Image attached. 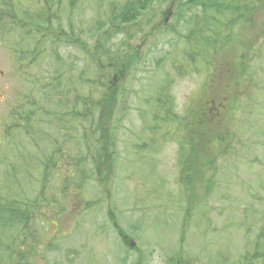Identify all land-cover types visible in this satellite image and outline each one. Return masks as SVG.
Segmentation results:
<instances>
[{
    "label": "rangeland",
    "instance_id": "rangeland-1",
    "mask_svg": "<svg viewBox=\"0 0 264 264\" xmlns=\"http://www.w3.org/2000/svg\"><path fill=\"white\" fill-rule=\"evenodd\" d=\"M29 4L0 0V135L8 124L25 126L9 114L35 89L12 77V49L24 34L15 24L33 12ZM57 13L62 34L53 43L34 38L38 65L23 70L39 78L41 109L31 119L39 131L13 138L10 152L0 148V178L16 164L9 189L17 214L43 196L24 229L27 249L6 240L0 264L12 247L30 264H241L253 252L264 260L262 16L232 25L208 50L192 43L201 13L189 0H62ZM200 107L210 117L199 133L215 137L221 127L224 139L200 146L192 163L209 155L214 163L190 166L214 185L195 180L191 191L177 138Z\"/></svg>",
    "mask_w": 264,
    "mask_h": 264
},
{
    "label": "trees",
    "instance_id": "trees-1",
    "mask_svg": "<svg viewBox=\"0 0 264 264\" xmlns=\"http://www.w3.org/2000/svg\"><path fill=\"white\" fill-rule=\"evenodd\" d=\"M61 2L62 0H31L29 7L31 6L34 7L35 12L31 13L28 10H24L23 15H22V17L24 18L20 19V17H18L17 23L15 25L17 26V28L23 29V32L24 33L27 32V34L29 33V31H27L29 28L32 32L34 31L35 32L36 31L45 32L48 29H52L53 28L52 23H54L58 19L59 14L57 13V11L60 8ZM189 5H190V8H195L196 10H199V12L201 13V18L199 20L200 22L198 21L199 24L198 22H196V20H194V25L198 24L200 30L198 31V28H195L196 32L197 33L199 32L198 34L199 36L195 34L192 43L193 44L196 43V45L199 46L200 48H204L208 50L209 48L218 49L217 43L221 42L220 38L222 36L224 38H227L224 35L229 34L228 30L230 29L232 25L253 24L254 19L258 16H262V18L264 19V0H202V2H199L198 0H189ZM185 7L186 5L185 6L181 5L179 8L180 10H182ZM48 8H51L52 11L50 12ZM129 9H130V5H128L127 11H130ZM226 18L227 20H225ZM184 23L188 24L190 22L186 20V22ZM261 28L264 30V22ZM10 35L11 34H9V36ZM45 40L53 43L54 37L49 36L48 40L46 38ZM15 44L17 45V47L15 46ZM15 44H14V47L11 53V56L14 59H16V53L18 51V48L20 47V51H21L24 48L23 44H26V41L23 37H21L16 40ZM191 50L192 49H190V51ZM241 57L244 60L245 58L244 54L241 55ZM244 73H246V70H243L242 74L244 75ZM39 85H40L39 78H37L34 80V85L29 86V88H32V87L35 88L33 91H30L34 93L33 96H35V98L33 99L31 98L30 95H32V93H25V94H22V96L17 97V101L15 103L17 105L16 107H14V110L12 111V113L9 114V117L11 120L12 114L17 113L19 116L18 118L24 120L25 126L17 125V124H14L13 126H11V124L7 125L4 132L0 135V141H1L0 148L2 146H6L4 150L5 153L11 151V147L10 146L8 147L7 145H13L15 148H17L18 143L13 141V138H15L16 136L23 135V136L28 137L31 131L33 132V134L39 131L37 128L38 126L35 123L31 125L32 116L33 118H36L37 115H39V110L41 109V106H39V101L37 99ZM162 88L165 89L164 86H162ZM94 95L95 93L93 92L92 95L87 96V98H89L88 103H90L91 97L94 98ZM160 100L162 104L167 103L162 98ZM210 103L212 104V102ZM92 105H90V107H92ZM63 107H66V102ZM167 109H168L167 112H169L170 108L167 107L165 110ZM45 113L47 112L45 111ZM196 113H197L195 115L196 119H193V122L191 124L185 123L183 121L182 130H183L184 136H182L181 138H177V139H181L179 143V147H178L179 148L178 154L181 152V155H184L187 161L183 164L181 173H184V171L186 172V176L184 178V181H185L184 184L191 191L194 188L195 180L197 181V183L202 182V184L208 188L214 185V182L211 181L209 177L207 179L206 177L204 178V175H202L203 172H200V170L194 166L193 167L190 166L191 164L200 165L199 163L200 162L203 163V161H205L204 162L205 164H201V165L206 166V167L210 166L209 163L211 164L214 163L210 155H209V159L204 158L202 160L199 157L196 163H192V161L198 157V154H200V152L203 151L200 149V146H204L207 141L208 142L212 140L215 141V138H217L218 143L224 139V134L221 132L222 130L221 127H217L218 134L215 137L210 136L211 132L210 133L209 132L199 133V131H202L206 126H208L207 118H209L210 116L208 117V114L205 113L204 109L202 111L201 107ZM47 114L50 115L49 113ZM51 115L57 116V114H51ZM161 117L162 116L157 115V118L160 119V121L164 122L165 117L164 116L162 118ZM169 117H172V116H169ZM177 123L179 125V122ZM33 125L35 128H33ZM2 140H4V143H5V140L7 141L5 145H2ZM59 151L62 152L63 150L59 149ZM21 154L23 155V152H21ZM81 161H82V158H81ZM0 162H3L1 155H0ZM9 164L12 167L9 165L7 166L10 169L7 172L8 174H3V179L0 178V251L1 250L3 251L5 249L6 240L8 244L10 245H13L15 247L18 246L19 248L26 247L27 249V243L22 240L23 235H24V229L28 225L27 222L38 218V214L35 215V218H32V214H33L34 208L37 206L39 202H41L42 196H43V191L39 192V195L34 200V202L31 201V204L24 206L23 210L17 214V210L19 209V204L17 205V202H15L13 198L11 197V193L13 189L12 188L9 189V186L12 187L15 184L14 179H15V172L17 168H16L15 163L9 162ZM45 167H47V170H48L46 172V176L45 174L43 175V177L45 178V182H46L47 177H49L50 172L53 169V165L51 162L48 161V164H45ZM189 170H192L193 172H195L196 176L198 175V172L200 174L196 177V179H193L191 176L187 174ZM8 178H11L12 180L7 181ZM40 179L41 178H39L38 181ZM45 182L42 185L43 190H45L44 189ZM7 189L8 191H6ZM49 191H52V193H54L53 196H55V194H57V191L61 193L64 191V185L61 187L59 186L57 191L53 190L52 188L49 189ZM191 191L190 193H192ZM7 194H9V197H7ZM53 196L51 198L50 197L47 198V203H48V206L51 212L53 208L56 207L58 204L56 197L53 198ZM10 212H12L11 217H13V219L11 220L10 218L9 220L6 221V218L8 217ZM16 218H18L17 222L14 221V219ZM31 224H34V222L30 223L29 225ZM9 226H11L10 228L11 230H13L11 233L8 232V230L10 229ZM28 231L29 233H32V230L30 227L28 228ZM7 233L9 234L7 235ZM24 238H26L25 235H24ZM15 247H12L9 251V254L5 256L4 264H12V263L15 264V261H20L21 262L20 264H23V263L30 264V261L27 259L28 255L25 256L22 252H18V250ZM251 255L253 256L249 259H247L248 256L245 257V260H243L241 264H253V260L258 261L259 257L256 256L254 252L250 254L249 256ZM255 264H264V260H259Z\"/></svg>",
    "mask_w": 264,
    "mask_h": 264
},
{
    "label": "flooded vegetation",
    "instance_id": "flooded-vegetation-1",
    "mask_svg": "<svg viewBox=\"0 0 264 264\" xmlns=\"http://www.w3.org/2000/svg\"><path fill=\"white\" fill-rule=\"evenodd\" d=\"M30 3H31V0H30ZM61 5V3H60ZM33 8V12L31 13H34L35 12V8L34 7H29V9ZM55 8V7H54ZM48 10L51 12V8H48ZM56 22V21H55ZM52 23L53 25V28L52 29H48L47 31L45 32H41V31H34L32 32L30 30V28L27 30L29 31V33L27 34L24 33L21 37H23L25 39V41L27 42V49H22L20 51V47L18 48V51L16 53V59L12 58V62H13V66H12V75H13V72H14V76H12L13 78L15 79H18V77H26L27 81L31 82V86L34 85V79H33V74L31 75H26L25 72H23L24 69H26L27 71L31 68V66L35 63H37L36 65H38V61H39V58H36L35 59V44H34V38H41V39H47L48 40V37L49 36H53L54 37V40L56 38H58L62 33H61V29L59 30L57 28V24L58 22L55 24ZM63 31V30H62ZM63 37H66V35L63 34ZM32 93L31 98L33 99V92H30ZM35 134V133H34Z\"/></svg>",
    "mask_w": 264,
    "mask_h": 264
},
{
    "label": "water",
    "instance_id": "water-1",
    "mask_svg": "<svg viewBox=\"0 0 264 264\" xmlns=\"http://www.w3.org/2000/svg\"><path fill=\"white\" fill-rule=\"evenodd\" d=\"M133 245H134V244L132 243V244H131V247H132Z\"/></svg>",
    "mask_w": 264,
    "mask_h": 264
}]
</instances>
